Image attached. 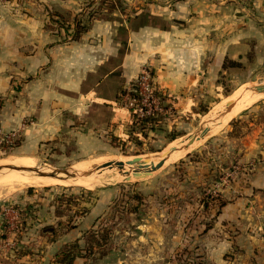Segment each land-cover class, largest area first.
<instances>
[{"label": "rangeland", "instance_id": "obj_1", "mask_svg": "<svg viewBox=\"0 0 264 264\" xmlns=\"http://www.w3.org/2000/svg\"><path fill=\"white\" fill-rule=\"evenodd\" d=\"M3 1H17L13 4L16 8H20L17 4L31 7L28 5L31 0ZM104 1L73 0L66 1L63 7L46 6L45 27L59 33V37L64 29L53 19H57L56 12L67 10L72 12L69 19L73 15L85 20L93 13V20H124L133 29L136 27L131 25L132 21L152 20L150 10L143 6L148 0H116L117 6L112 10L103 4ZM35 4L36 1L32 11L37 7ZM119 27L116 26L117 30ZM121 30L126 31L125 28ZM60 38L67 39L65 34ZM231 61L226 60L230 69L219 76L220 88L203 95L204 101L196 106V113L184 115L175 112L169 101L172 97L159 88L152 65L144 64L127 90L131 91L133 83H137L138 77L147 69L152 85L149 89L144 85L143 90L151 95L148 97V100L152 99L151 103H161V109L155 111L161 116V126L152 128L151 124H146L141 129L128 128L132 122L128 106L144 105L141 99L145 95L134 90L139 98L127 92L122 96V102L118 101L116 105L128 109L130 115L126 133L120 134L122 138L111 134L108 128L104 131V126L89 114L76 121L75 130L66 127L56 139L40 143L39 148L21 150L18 146L22 144V128L10 131L17 133L14 142L19 141V145L6 153L4 148L12 144L0 142V159L5 157L7 161L30 156L35 158L36 166L49 167L51 171L47 172L66 168L73 171L79 163H92L88 169H83L88 173L82 174L88 175L92 182L63 174L65 177L59 178L57 184H17L1 178L14 173L38 175L36 166L17 169L11 168L15 164L0 165L3 167L0 169V182L3 183H0V214L6 213L8 208L19 211L17 216L10 217L11 223L4 222V231L0 234V264H62L58 256L65 250L75 251L73 244L77 242L84 247L89 232L99 227L109 228L112 250L93 262L88 257H78L75 264L85 261H90V264H222V258L232 263L242 257L239 248L225 252V257L221 249H213L222 240L217 241L220 228L215 232H212L214 228L204 232V228L213 223L220 207L217 201H210L207 207L204 200L206 197L228 199V195L236 194L234 180L242 171L239 151L243 146V136L250 128V122L261 118L262 110L257 107L264 106V93L254 91L251 97L223 118V123L212 126L206 137L196 140L180 153L174 152L164 166L151 175L134 177L130 164H126L124 170L116 167L92 170L93 163L97 162L128 161L137 156L158 159L169 148L180 147L190 136L199 135L203 126L208 124V118L228 101L248 91L250 85L264 83L263 61H251L248 65L238 61L232 64ZM206 108L208 112L202 113ZM94 110L98 117L108 114V109L106 112L102 108ZM173 135L176 138L169 141ZM127 171H131L129 176L125 173ZM260 235L264 238V225Z\"/></svg>", "mask_w": 264, "mask_h": 264}, {"label": "crops", "instance_id": "obj_2", "mask_svg": "<svg viewBox=\"0 0 264 264\" xmlns=\"http://www.w3.org/2000/svg\"><path fill=\"white\" fill-rule=\"evenodd\" d=\"M66 1L73 0H31V7L16 8L17 1L0 0V133L22 128L21 150L39 148L66 127L75 130L87 114L122 138L130 115L116 105L144 64L152 65L159 88L184 115L196 113L203 95L220 88L219 76L230 69L226 60L264 62V0H148L143 6L152 20L132 21L133 29L124 20L95 19L78 40L45 27V7ZM96 108L108 114L98 117ZM257 108L261 118L250 122L239 151L236 194L204 228H220L221 244L213 249L223 257L242 251L243 258H222V264H264V106ZM18 212L0 214V234Z\"/></svg>", "mask_w": 264, "mask_h": 264}, {"label": "trees", "instance_id": "obj_3", "mask_svg": "<svg viewBox=\"0 0 264 264\" xmlns=\"http://www.w3.org/2000/svg\"><path fill=\"white\" fill-rule=\"evenodd\" d=\"M108 5L107 8L109 10H112L116 8L118 1L115 0V2H112V0H106L104 1ZM66 13L68 14V17L66 16ZM57 19H53L54 15H52V19L56 21L60 27L64 29V33L66 35V38H71L72 40H78L81 38V36L89 29L91 22L93 21V18L91 15L93 13H90V16L83 20L79 19L77 16H71L69 19L70 12L69 10L65 12H56ZM232 64H237L234 63V61H231ZM137 90V83H133L131 91H128L127 88L123 89L122 93L119 96V101L122 102V96L126 94L127 92L130 93L133 97L138 96V92L134 91ZM139 98V97H137ZM131 111V118L132 122L128 125V128L132 130H136L138 128H144L146 124H151L152 128L156 125L161 126L163 121L161 119V116L159 113L155 112L153 114L149 115H139L133 111L132 108H130ZM202 113H207L208 110L207 108L201 111ZM200 112V113H201ZM157 113V114H156ZM155 124V125H154ZM131 130V131H132ZM132 132H130L131 134ZM135 140L139 141L135 137H133ZM176 138V136H172L169 141H172ZM19 145V141L12 143V145H8L7 147L4 148V151L11 152L15 146ZM137 198H141L139 194H136ZM210 201H217L219 203V207L221 208L223 205L226 204V199H222L221 197H214V198H208L206 197L204 202L207 207H209ZM88 239L86 240L84 247H81L79 243L73 244L76 249L75 251L73 250H65L62 254L58 256L59 262L62 264H75V260L78 257H88L91 262L98 260L99 258L107 255L113 248L112 246V241H110V230L108 227H99L98 229L94 228L91 230L88 234ZM83 250H85L83 253ZM90 261H85L83 264H90Z\"/></svg>", "mask_w": 264, "mask_h": 264}, {"label": "water", "instance_id": "obj_4", "mask_svg": "<svg viewBox=\"0 0 264 264\" xmlns=\"http://www.w3.org/2000/svg\"><path fill=\"white\" fill-rule=\"evenodd\" d=\"M258 93H264V84H259L257 86H255L254 88ZM242 98L241 96L238 98V100ZM235 100H231L228 101L225 106L224 109L219 111V113L216 115V117L208 119L206 123H208L206 126H203V128L200 130L199 135H193L190 136L187 141L180 146H173L171 148H169L168 150L164 151L161 156L158 159H152L151 157H141V156H137L134 157L133 159H130L128 161H123V160H109L106 161L102 164H95L92 166V170H102V169H106V168H118V170H124L126 164H130L133 169V176L136 178H142V177H146L148 175H151L154 171H157L159 169H161L164 164L166 163V161L172 156V154L174 152L177 151H181L184 149L189 148L191 145L194 144V142L196 140H199L201 138L206 137L210 131L212 130V126H210V123L215 124H221L223 123V118L232 111V109L235 107L236 105ZM11 168H17V169H28L29 167L27 166H20V165H16L13 166ZM35 171L37 172V174L39 176H45V177H53V178H57L59 177L60 174H65L66 176H73L74 174H78L79 171L76 170H70V169H61V170H56V171H52V172H47V171H40L38 169H35ZM88 171L84 170L81 171L79 173V175H84L87 174ZM127 174V176H129L131 174V171H127L125 172Z\"/></svg>", "mask_w": 264, "mask_h": 264}, {"label": "bare ground", "instance_id": "obj_5", "mask_svg": "<svg viewBox=\"0 0 264 264\" xmlns=\"http://www.w3.org/2000/svg\"><path fill=\"white\" fill-rule=\"evenodd\" d=\"M264 84V83H263ZM259 85V84H258ZM255 86H257V84H252V85H250L249 86V88H248V91H246V92H243V93H240L239 95H237L233 100H235V101H237L236 102V105H235V107L232 109V111L235 109V108H237L239 105H241L242 103H244V101L247 99V98H249V97H251L252 96V93L254 92V91H256L254 88H255ZM242 97V98H240L239 100H238V98L239 97ZM224 106L225 105H223L221 108H217L218 109V111L215 113V115H213L211 118H214V117H216V115L219 113V111H221V110H223L224 109ZM213 110V109H212ZM214 110H215V108H214ZM213 110V111H214ZM231 111V112H232ZM230 112V113H231ZM230 113H228V114H230ZM227 114V115H228ZM226 117V116H225ZM224 117V118H225ZM211 118H208V119H211ZM210 126H214V124L213 123H210L209 124ZM216 125V124H215ZM172 144V143H171ZM178 153H180V151H178ZM178 153H176V154H178ZM8 158V157H7ZM6 158V159H7ZM110 159V158H109ZM96 160H98V159H96ZM104 160V159H103ZM118 160V159H117ZM94 161V160H93ZM92 161V162H93ZM106 162V161H105ZM101 163H103V162H97V163H95V164H101ZM13 164H15V165H22V166H28V167H34V166H36V160H35V158H33V157H30V156H19V157H17V158H13V159H10V160H5V157H4V159L2 158V159H0V165H13ZM90 164H92V163H79V164H77L76 166H74L73 167V169L74 170H76V171H83V169H88L89 168V165ZM94 163H93V165H95ZM1 168H3V167H0V169ZM5 168V167H4ZM34 168H36V169H38V170H40V171H51V170H48V168H43V167H38V166H36V167H34ZM133 169V168H132ZM6 171V170H5ZM3 172V171H2ZM36 172V171H35ZM4 173V172H3ZM28 173V172H27ZM6 174V173H5ZM5 174H3V175H5ZM79 174V173H78ZM32 175H33V173H32ZM32 175H23V174H17V173H14V174H9V175H6V176H4L3 178H1V180H3V181H7V182H14V183H25V184H27V185H39V184H42V185H47V184H57V183H59L60 182V180H58L59 178H61V177H65V175H63V174H60L59 175V177H57V178H53V177H43V176H39V175H34V176H32ZM73 176H75V177H80L82 180H89V182H92V179L91 178H88V175H85V176H82V175H77V174H74ZM94 181V180H93ZM1 184H3L2 182H0ZM2 186V185H1Z\"/></svg>", "mask_w": 264, "mask_h": 264}, {"label": "built area", "instance_id": "obj_6", "mask_svg": "<svg viewBox=\"0 0 264 264\" xmlns=\"http://www.w3.org/2000/svg\"><path fill=\"white\" fill-rule=\"evenodd\" d=\"M243 2H250L251 0H242ZM146 86V88L149 89V86L151 87L152 83H151V75L150 73L148 74L147 69H144V71L141 73V75L138 77L137 79V90L140 92V94L143 96V98L141 99V103H143L144 105H140L139 107V103L138 106H128V109L130 110V108L133 109V111L139 115H149V114H153L155 113V111H159L160 105L161 103H151L152 99L148 100V97L151 95H147L144 90H143V86ZM151 90V89H150ZM148 100V101H147ZM148 102V103H147ZM132 104V103H131ZM17 137V133L16 132H10V133H6V134H2L0 133V142L3 143H7L8 144H12Z\"/></svg>", "mask_w": 264, "mask_h": 264}]
</instances>
